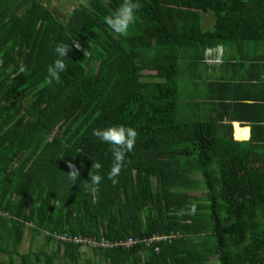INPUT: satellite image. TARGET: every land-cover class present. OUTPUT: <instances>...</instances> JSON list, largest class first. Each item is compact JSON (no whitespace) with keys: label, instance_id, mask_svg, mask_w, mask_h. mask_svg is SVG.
Returning a JSON list of instances; mask_svg holds the SVG:
<instances>
[{"label":"trees","instance_id":"16d2710c","mask_svg":"<svg viewBox=\"0 0 264 264\" xmlns=\"http://www.w3.org/2000/svg\"><path fill=\"white\" fill-rule=\"evenodd\" d=\"M120 3L87 0L63 22L40 0H0V264H264V164L227 125L181 115L178 82L209 48L251 45L264 61V0H139L124 37L103 22ZM58 42L70 43L67 68L49 84ZM111 124L138 133L116 184L110 146L92 135ZM27 229L45 240L21 252ZM62 233L168 237L91 258Z\"/></svg>","mask_w":264,"mask_h":264},{"label":"crops","instance_id":"0c3cea01","mask_svg":"<svg viewBox=\"0 0 264 264\" xmlns=\"http://www.w3.org/2000/svg\"><path fill=\"white\" fill-rule=\"evenodd\" d=\"M48 3V0H45ZM44 3L43 1H41ZM45 4V3H44ZM257 47L206 49L180 70L179 113L228 126L232 140L251 144L264 164V61Z\"/></svg>","mask_w":264,"mask_h":264},{"label":"clouds","instance_id":"9594fccd","mask_svg":"<svg viewBox=\"0 0 264 264\" xmlns=\"http://www.w3.org/2000/svg\"><path fill=\"white\" fill-rule=\"evenodd\" d=\"M139 7V0H121L120 5L114 9L111 14L104 17L103 22L112 33L118 34L121 37L127 36L130 26L135 21ZM69 44L70 43L64 42H58L56 44L54 50L57 59H55L46 69L47 83H60L61 73H64L67 68L63 58L68 57L67 52L69 51ZM72 46L79 47L78 44H72ZM214 48L221 51V47ZM24 71L25 69L23 65H21L18 69V73H23ZM92 135L100 142L106 143L110 146L112 164L107 173V178L113 184H116L121 169L126 163V154L133 151L138 133L132 126L111 124L100 128H94L92 130ZM68 167L70 170L67 173V180L69 181V184H75L80 175L79 170L70 162ZM92 167L96 169L98 173L101 169V164L96 162L92 164ZM101 180L102 176L99 174L88 175V184H86L85 187H90L92 191H97ZM192 210H195L194 205L192 206Z\"/></svg>","mask_w":264,"mask_h":264},{"label":"rangeland","instance_id":"374dc122","mask_svg":"<svg viewBox=\"0 0 264 264\" xmlns=\"http://www.w3.org/2000/svg\"><path fill=\"white\" fill-rule=\"evenodd\" d=\"M40 1H43L45 5L52 11L54 16L63 22H66L69 14L71 13V10L75 6H78L82 3L85 4L87 2V0H48L49 1L48 3H46L45 0H40ZM201 14H202V19H201L202 28L203 29L211 28L213 25L212 14L210 12H206V13L202 12ZM178 82L180 84L181 82L180 78L178 79ZM193 193L202 194L203 192L195 191ZM43 235L44 234H40L33 238L31 236L30 230L27 229L21 243L20 251L25 252L27 250H33V251L37 250L45 240ZM54 246H55L54 242H50L48 244V248H54ZM79 250L80 252H82V257L89 256L93 258L92 257L93 253L90 249L82 247ZM0 260H6V255L0 254ZM56 264H61L60 260H56ZM209 264H217V262L210 261Z\"/></svg>","mask_w":264,"mask_h":264},{"label":"built area","instance_id":"2783aa9c","mask_svg":"<svg viewBox=\"0 0 264 264\" xmlns=\"http://www.w3.org/2000/svg\"><path fill=\"white\" fill-rule=\"evenodd\" d=\"M168 236L166 235H154L151 237H145L143 239H137V238H132V237H128L127 239L123 240V241H108V240H104V239H100V240H96V239H91V238H85L82 236H73V235H68L66 233H62V234H54V238L61 241V242H72L78 245H81L82 247L91 249L93 247H102V248H107V247H111V246H123V247H128L131 246L135 243H138L140 241H143L145 244H150L152 242H156L159 240H165L167 239Z\"/></svg>","mask_w":264,"mask_h":264}]
</instances>
